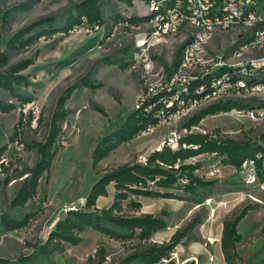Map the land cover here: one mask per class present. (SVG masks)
Wrapping results in <instances>:
<instances>
[{"label":"rangeland","instance_id":"rangeland-1","mask_svg":"<svg viewBox=\"0 0 264 264\" xmlns=\"http://www.w3.org/2000/svg\"><path fill=\"white\" fill-rule=\"evenodd\" d=\"M82 1L0 0V53L6 52L8 41L17 31L41 18L53 17L58 28L62 27L68 13L73 12V6ZM101 10L104 21L101 27L84 24L67 35L59 33L50 39L42 38L31 47L9 55L11 65L22 60L32 62L21 73L28 77L29 86L17 89L20 94L30 97L32 103L20 105L0 90V101L16 106L9 114L0 113V149L7 146L0 160V259L17 263L31 258L36 247L46 242L66 212L84 205L92 186L105 170L144 163L153 151L165 144L176 148L177 142L190 134H213L235 142L257 141L264 135V119L252 120L238 111L209 116L191 131L184 129V124L193 115L217 102L203 101L121 145L93 170L91 155L95 147L120 128L137 108L143 94L148 97L146 90L150 84L156 89L167 84L166 69L172 66L175 53L193 32L189 29L151 48L147 59L153 69L148 70L145 61L139 59L137 46L149 35L150 29L145 22L134 25L128 21L143 18L146 8L127 0H102ZM245 35L247 30L243 28L214 34L205 44L200 58L181 75L188 78L200 72L206 60L223 56L229 64L264 57V51L257 49L241 55L234 53ZM122 63L126 64L125 68H121ZM86 77L101 87L80 89ZM180 84L178 81L175 87L179 88ZM74 86L78 90L65 104L70 115L56 141L58 151L49 176L44 175L40 180L35 199L21 209H12L11 202L25 178L19 177L37 162L32 143L44 141L58 99L66 89ZM236 99L253 100L252 97ZM15 127L18 138L12 143L9 138ZM197 163L201 168L195 175L212 184L204 202L130 198L143 205L140 214L155 217L162 211L169 214L167 229L155 234L151 243L167 242L177 230L200 219L201 224L194 230L197 241L178 246L172 259L176 264H225L221 252L223 222L248 206H258L239 224L242 241L237 245L239 260L236 264H264V189L255 181H249L251 168L244 164L236 170L223 165L219 157L208 154L186 162ZM172 192L182 195L177 190ZM114 194L110 186L108 195L98 200L97 208L108 209ZM126 205L127 202L124 207ZM4 215L14 221L28 217V223L22 229L6 231L1 225ZM82 239L78 246H66L62 254L36 259L30 264H88V260L96 259L98 253L110 264L126 257L135 245V242L119 243L90 230L82 234Z\"/></svg>","mask_w":264,"mask_h":264},{"label":"trees","instance_id":"trees-1","mask_svg":"<svg viewBox=\"0 0 264 264\" xmlns=\"http://www.w3.org/2000/svg\"><path fill=\"white\" fill-rule=\"evenodd\" d=\"M127 1L130 2V0ZM260 2L264 3V0ZM101 4L102 0H83L75 4L73 12L68 13L60 28L55 18L45 17L17 31L8 41L6 52L0 53V90L8 93L20 105L32 103L30 97L20 94L17 90L21 86H29L28 77L22 76L21 73L26 71L32 62L22 60L11 65L9 55L31 47L42 38L50 39L59 33L67 35L74 28L82 27L84 24L89 27L103 26ZM128 21L135 25L146 22L147 18H131ZM182 53L183 48L178 49L172 66L166 69L168 79L181 65ZM125 67L126 64L122 63L121 68ZM96 87H101V85L96 86L91 83L90 77H86L79 88L96 89ZM77 90L78 88L74 86L63 92L57 101L56 110L52 115L44 141L32 143V147L37 152V162L19 177L25 178L11 202L12 209H21L29 201L35 199L40 180L44 175L49 176L58 151L55 147L56 141L62 134L64 122L70 115V112L65 109V104ZM171 95L172 93L163 92L153 97H144V100L139 102L138 107L127 116L120 128L112 131L95 147L91 155L93 170H96L98 165L121 145L136 139L167 120L176 108V106L171 110L165 108V102L170 99ZM249 108H251L250 103L232 101L216 103L193 115L184 124V129L191 131L209 116L234 110L245 111ZM15 109L14 104L0 101V113L9 114ZM17 138L18 130L15 127L9 140L13 143ZM263 139L264 135L257 141L235 142L213 134H190L180 139L176 148L165 144L161 149L153 151L144 163L136 162L105 170L103 176L92 186L84 205L67 211L64 218L55 224L46 242L36 247L31 258L21 259L17 263L0 259V264H30L36 259H47L62 254L66 246L80 245L83 241L82 234L87 230L119 243L135 242L126 257L110 264H160L162 262L176 264L172 259V254L178 246L197 241L194 230L201 224V220L194 219L186 224L177 230L167 242L151 243L155 234L167 229L169 214L165 211L157 217L151 214H140L143 205L130 198L204 202L208 199L206 191L211 188L212 184L195 175V172L201 168L199 163L191 165L186 162L205 154L219 157L223 165L231 166L236 170L241 169L247 161H252L256 176L255 182L264 185V150L260 146ZM6 150L7 146L0 149V160ZM110 186L115 192L111 206L108 209H98V200L108 195ZM174 190L180 191L182 195H175L172 192ZM126 202L127 205L124 207ZM256 209L258 206H248L239 214H233L223 222L221 252L225 264H236L239 260L237 245L242 241V235L238 232V227L245 217ZM27 218L14 221L4 215L1 218V225L6 231H16L27 225ZM101 253H103L102 249ZM106 262V257L100 253L96 254V259L88 260V264H107ZM184 264H194V262Z\"/></svg>","mask_w":264,"mask_h":264},{"label":"built area","instance_id":"built-area-1","mask_svg":"<svg viewBox=\"0 0 264 264\" xmlns=\"http://www.w3.org/2000/svg\"><path fill=\"white\" fill-rule=\"evenodd\" d=\"M130 2L138 3L147 10L143 18H147L145 23L150 33L137 48L139 59L145 61L148 70L153 69V64L147 59L151 48L171 36L189 29L193 31L182 47L181 65L176 73L170 79L167 78L164 87L156 89L154 84H150L147 89V95L151 97L163 92L172 93L170 99L165 102V108L167 110L174 109L175 106L176 108L168 119L203 101L250 103L251 108L238 112L252 120L264 119V57L229 64L223 56L217 60H206L200 72L188 78L181 75L184 69L195 64L200 58L199 55L204 52L203 48L207 41L217 33L243 28L247 30V35L239 41L240 46L234 53L241 55L255 49L264 51V3L260 0H130ZM178 81H181V84L176 88ZM238 97H252L253 100L236 99ZM143 100L144 96L141 101ZM260 146L264 150V139ZM245 164L252 170L249 181H255L253 162L247 161ZM260 187L264 189V185Z\"/></svg>","mask_w":264,"mask_h":264}]
</instances>
